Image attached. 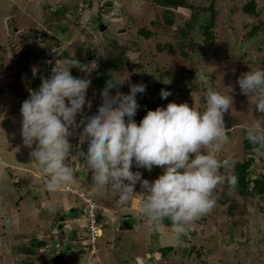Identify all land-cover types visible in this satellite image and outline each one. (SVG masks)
Returning <instances> with one entry per match:
<instances>
[{"label":"rangeland","instance_id":"374dc122","mask_svg":"<svg viewBox=\"0 0 264 264\" xmlns=\"http://www.w3.org/2000/svg\"><path fill=\"white\" fill-rule=\"evenodd\" d=\"M187 1L195 9L171 8L169 15L174 22L169 25L165 16L168 8L153 0H0V158L4 159V164L0 161V264H53L57 253L65 256L64 264H264L263 196L245 200L224 179L213 192L216 203L212 210L189 222L186 233L178 235L167 218L151 223L139 213V195L121 206L111 190L98 193L91 182V171L73 158L68 163L73 167L74 179L66 187L92 197L108 209L102 212V234L96 245L100 262L90 261L93 256L84 244L89 237L85 205L69 190H47V175L31 160V149L22 141L21 104L54 68L65 67L68 59L76 58L81 63L87 59L90 72L76 67L70 71L75 77L91 80L87 90L91 109H84V115H88L101 99L99 93L104 85L93 83L102 77L100 70L106 71L101 63L127 47V64L120 71L107 72L129 78L133 84L143 83L146 89L152 86L154 93L159 72L169 70L174 78L197 72L209 75L207 85L198 83L196 95H191L184 85L179 91L165 83L161 90L170 95L163 98L160 107L166 106L168 100L186 102L198 110L201 106L203 111L207 87L228 95L232 105L224 114L225 132L230 129L233 133H226L225 139L203 150L234 164L250 160L249 179L264 181V152L254 154L245 147L249 127L255 123L264 126V113L255 109L253 96L242 93L237 83L243 73L264 69V0H256L258 16L251 17L243 11L250 0ZM107 2L113 4L106 6ZM211 4L216 14L210 19L209 33L215 49L207 56H198L206 46L191 37L197 32L203 39V32L188 30V25L195 11L200 10L202 17ZM101 24L107 27L105 31H101ZM142 29L149 30L151 37L143 36ZM113 42L116 47L111 45ZM194 44L200 46L199 52L191 50ZM21 63L28 69H21ZM120 91L129 92L128 82ZM137 101H141L140 97ZM141 110L139 107L137 114ZM80 119L78 115V126L70 128L73 148L79 143ZM84 146L86 143L80 145L82 149ZM220 169V174L228 177L233 167ZM132 170L140 171L142 178L150 182L163 171L159 166L147 171L135 165ZM136 191H141L139 184ZM53 206L56 210L50 211ZM124 213L132 215L136 223L133 230L120 231V224L126 221ZM62 218L71 225L60 230ZM65 239L75 243L74 255L64 248ZM37 240L45 244L38 246ZM165 247L172 250L163 256L161 250ZM146 253L152 258L145 259Z\"/></svg>","mask_w":264,"mask_h":264},{"label":"clouds","instance_id":"9594fccd","mask_svg":"<svg viewBox=\"0 0 264 264\" xmlns=\"http://www.w3.org/2000/svg\"><path fill=\"white\" fill-rule=\"evenodd\" d=\"M64 64L65 67L54 68L38 89L30 90L20 107L22 141L31 149V160H35L47 175L45 186L48 191H58L73 181L74 170L68 161L77 158L91 171V182L98 193L111 190L121 206L139 195L138 211L147 221L160 223L167 218L174 232L184 235L189 222L215 206L213 192L218 183L227 179L230 186H236L238 178L235 175L224 177L219 172L221 167H234V162L220 161L214 153L203 150L214 141L225 139L226 133H233L230 129L225 132L224 114L232 105L228 95L207 87L203 111L186 102H169L166 106L148 110L137 122L134 119L140 107L137 94H143L146 85L133 84L129 78L113 75L107 76L95 111L84 115L85 107L91 109V100L87 97L91 80L73 76L70 69L76 67L90 72L92 68L76 58L65 60ZM198 79L207 85L210 78L201 73ZM125 82L129 84L128 93L120 91ZM237 83L242 93L253 96L255 109L264 113V69L243 73ZM113 87L115 92L110 91ZM169 95L167 90L160 92L161 98ZM78 115L82 129L79 143L73 148L70 128L78 126ZM247 137L258 146L256 150L264 149L261 123L251 125ZM85 143L87 147L83 150L80 145ZM133 165L147 171L159 166L163 171L150 182L142 178L140 171H133ZM137 184L141 189L139 192L136 191ZM49 210L56 209L53 206ZM123 215L134 229L129 219L132 215ZM101 216L103 219V214ZM71 246H74L72 250L76 247L75 243ZM96 255L90 261L96 262Z\"/></svg>","mask_w":264,"mask_h":264},{"label":"trees","instance_id":"16d2710c","mask_svg":"<svg viewBox=\"0 0 264 264\" xmlns=\"http://www.w3.org/2000/svg\"><path fill=\"white\" fill-rule=\"evenodd\" d=\"M153 1L155 4H157L159 6H164V7L168 8V10H166V12H165V16H166V19H167L169 25H173V22H174V18L169 15L170 11H172L171 8H183V9H186L187 11L195 9L194 5L189 3L187 0H153ZM258 6H259V3H257L256 0H250L249 3H247L243 7V11L246 14H249L250 17H251V15L252 16H258V11H257ZM204 13H205L204 16L200 17V10L195 11L192 14V16H194V20L192 21L191 24L188 25V30L190 29L191 31H193V30L195 31L196 29H198V31L202 30V32H203V39L197 32L195 33V37L194 36L191 37L192 40H199L201 43H203L206 46L205 52L197 53L198 56H202V55L207 56L212 50L215 49V45H213L212 36L209 33V30L211 27V25L209 23L210 19H212L216 14V9H215L214 5L211 4L209 8L204 9ZM197 25H199V27H197ZM140 33L147 38H150L152 35L151 32L149 30H146V29H142L140 31ZM182 33H184L183 30H182ZM116 37L119 39V37H121V36H120V34H118ZM181 39L183 40L184 38H181ZM114 42H116V40H114ZM114 42L111 43V45L113 44L112 46L116 47ZM182 45H183V43H182ZM167 46L170 49L173 48L172 44H167ZM199 47H200L199 45L194 44L190 48L193 51L199 52ZM158 48L160 51L162 50L161 46H158ZM127 50H128L127 47L122 48L121 52H118L117 55L106 58L101 63L102 68H105L106 71H104L103 69L100 70V72H102V74H101L102 77L95 78L93 83L105 85V81L107 79V76L109 78L111 76H113V74H110L109 72H107V69L120 71L121 68H123L124 65L127 64V62L129 61V58H128L127 53H126ZM183 53L185 54V52H183ZM185 56H187V55L185 54ZM86 62H87V59L82 60L83 64H85ZM20 66H21V69L26 67L22 63L20 64ZM27 69L28 68L26 67L25 70H27ZM199 74H201V73L197 72L195 75L188 76L185 78L184 77L174 78L173 73L169 70H167V72H159V77L157 78V82L153 85L156 93H154V91L152 92V86L148 85L146 91L143 94H137V97H140V99H141V101L139 102V105H140L142 110L140 113L136 114L134 119H136V121L139 122L140 119L144 115H146L148 110H155L158 106H161L163 98H161L160 92H161V88H163V85L165 83L171 84V86H174L176 88V90H179V91L182 87L185 86L186 88H189V90L191 91V95H194L195 93L199 94L196 91V89H197L196 87H199V84H201V82L198 79ZM211 77H215V76H211ZM214 84H212V85H214ZM212 88L214 89V87H212ZM115 90H116L115 87L110 89V91H112V92H115ZM158 90H159V92L157 93ZM162 90H165V89H162ZM193 90H194V92H193ZM148 94H150V96ZM167 103H169L168 100H167ZM199 109L201 110V106L199 107ZM245 147L248 151H250L254 154L264 152V149L256 150L258 146H254L249 140H246ZM251 166H252V162L250 160H247V161L245 160V161L237 162L236 164H234L231 175H235L238 178V182H237L235 187L228 185L236 194L241 195L243 198H245V200H248L249 197H251V196H256V197H262L263 196L264 197V181H251L249 179V174L251 173ZM220 170H222V169H220ZM224 195L227 196L229 194L227 192H225ZM100 221H102V216H100ZM36 243L39 244L38 246H42L43 244H45V242H42V241H37ZM170 250H172V247H165L161 250V253L163 256H166L167 252Z\"/></svg>","mask_w":264,"mask_h":264},{"label":"built area","instance_id":"2783aa9c","mask_svg":"<svg viewBox=\"0 0 264 264\" xmlns=\"http://www.w3.org/2000/svg\"><path fill=\"white\" fill-rule=\"evenodd\" d=\"M65 185L62 189L71 191L75 196L79 197L81 202L85 205L84 214L86 221L88 223V239L85 240V245H88L89 253L94 256L97 253V240L101 236V224L99 222V217L102 214V207L92 198L86 196L85 194L78 192L77 190L66 187Z\"/></svg>","mask_w":264,"mask_h":264},{"label":"water","instance_id":"95a60500","mask_svg":"<svg viewBox=\"0 0 264 264\" xmlns=\"http://www.w3.org/2000/svg\"><path fill=\"white\" fill-rule=\"evenodd\" d=\"M113 3L109 2L108 4H106V6L108 5H112ZM101 27V31H105L107 29L106 26H100ZM87 146V145H86ZM86 146L83 147L84 150H86ZM64 219V218H63ZM62 219V220H63ZM64 221V220H63ZM128 224H131L129 221H125L123 223L120 224V231H127L129 229H133V226H128ZM73 243H71L72 245ZM65 261V256L62 254H56L54 255V257L52 258V263L53 264H64Z\"/></svg>","mask_w":264,"mask_h":264},{"label":"flooded vegetation","instance_id":"af4514ba","mask_svg":"<svg viewBox=\"0 0 264 264\" xmlns=\"http://www.w3.org/2000/svg\"><path fill=\"white\" fill-rule=\"evenodd\" d=\"M106 4H108V2L106 3ZM71 211H74V209H71ZM63 219V218H62ZM61 219V220H62ZM64 220V221H63ZM62 221H60L61 222V224L62 225H60L59 227H58V229H60V230H62L63 228H64V226H66V224H67V220L64 218ZM56 229V228H55ZM65 243H64V248L66 249V250H69V252L72 254V255H74V253H75V251L74 250H72V248L74 247H72L71 246V243H72V241H69V240H65L64 241ZM71 249V250H70ZM58 254H60V253H58ZM63 255V254H62ZM71 255H69V257H70Z\"/></svg>","mask_w":264,"mask_h":264},{"label":"crops","instance_id":"0c3cea01","mask_svg":"<svg viewBox=\"0 0 264 264\" xmlns=\"http://www.w3.org/2000/svg\"><path fill=\"white\" fill-rule=\"evenodd\" d=\"M6 142V141H5ZM0 161L4 164V159H2V158H0ZM9 167H13L14 165H8ZM20 168V167H19ZM21 169H23V168H21ZM76 184V183H75ZM78 186V185H77ZM79 188V187H78ZM141 216V215H140ZM146 258H147V256H146ZM141 259V258H140ZM96 262H100V259H98V260H95ZM140 262V261H139Z\"/></svg>","mask_w":264,"mask_h":264},{"label":"bare ground","instance_id":"6f19581e","mask_svg":"<svg viewBox=\"0 0 264 264\" xmlns=\"http://www.w3.org/2000/svg\"><path fill=\"white\" fill-rule=\"evenodd\" d=\"M129 219L131 220V222L133 221V219H131V217H129ZM132 223H133V225L136 224L135 222H132ZM149 255H150V254H149ZM146 256H147V258H146ZM144 258H145V259H148V258H149V257H148V253L145 254Z\"/></svg>","mask_w":264,"mask_h":264}]
</instances>
